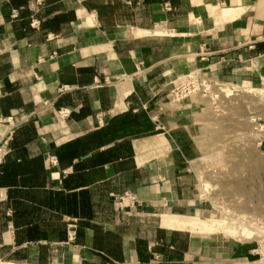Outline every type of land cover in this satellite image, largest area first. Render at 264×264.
I'll use <instances>...</instances> for the list:
<instances>
[{"label":"crops","instance_id":"1","mask_svg":"<svg viewBox=\"0 0 264 264\" xmlns=\"http://www.w3.org/2000/svg\"><path fill=\"white\" fill-rule=\"evenodd\" d=\"M35 11L0 0V117L18 124L0 264H259L254 241L166 221L220 213L200 189L213 111L171 91L194 73L264 91V0H44L37 29Z\"/></svg>","mask_w":264,"mask_h":264},{"label":"rangeland","instance_id":"2","mask_svg":"<svg viewBox=\"0 0 264 264\" xmlns=\"http://www.w3.org/2000/svg\"><path fill=\"white\" fill-rule=\"evenodd\" d=\"M223 87L232 88L234 94L219 93ZM249 89L253 90L239 85H213L206 98L213 111L205 134L211 148L200 172V189L202 195L204 191L209 193L208 199L220 212L217 219L209 221L224 222L220 226L215 223L219 230L212 233L225 234L243 227L252 230L255 235L248 241L255 242L264 235V149L253 141L251 118L264 121V92Z\"/></svg>","mask_w":264,"mask_h":264},{"label":"built area","instance_id":"3","mask_svg":"<svg viewBox=\"0 0 264 264\" xmlns=\"http://www.w3.org/2000/svg\"><path fill=\"white\" fill-rule=\"evenodd\" d=\"M36 2V11L34 15L31 17V27L37 29L41 26V20L37 17V14L41 11L44 0H35ZM168 8V7H167ZM213 87V82L204 79L200 74L194 73L187 77L186 81L176 86L171 91L170 101L173 104H180L185 99L190 96L200 95L203 97H208L210 95V91ZM69 111L62 110L59 112L62 118H67L69 116ZM98 126H104V118L102 115H98L97 117ZM252 124V138L257 147L264 149V121L257 117L251 118ZM0 125H8L11 129L7 135L2 139L0 143V167L4 163V160L9 153V143L11 141V136L13 134L14 128L18 125L16 120L13 117L2 118L0 117ZM50 164L55 165L56 159L53 157L50 159ZM207 194V195H206ZM209 193L204 191V195H202L203 199H208ZM115 200L122 206H135L138 205V200L135 196L131 194H124L122 196L116 197ZM76 234L74 231L69 232V242H73L75 240ZM257 244V248L255 250L256 255L258 256L259 264H264V235L260 240L255 241Z\"/></svg>","mask_w":264,"mask_h":264},{"label":"bare ground","instance_id":"4","mask_svg":"<svg viewBox=\"0 0 264 264\" xmlns=\"http://www.w3.org/2000/svg\"><path fill=\"white\" fill-rule=\"evenodd\" d=\"M220 90V92L219 93H225L226 95H228V96H232L233 94H234V90L232 89V88H230V87H226V88H220L219 89ZM253 91V90H252ZM252 91H248V92H252ZM256 91V90H255ZM263 93L264 91H258V93ZM256 93V92H255ZM214 97L216 98V97H218V96H216V95H214ZM204 188V187H203ZM212 191V190H211ZM208 193V192H207ZM230 214V213H229ZM232 215V214H231ZM245 217V216H244ZM245 219V218H244ZM167 224L169 225V227L170 228H172V226L175 228V227H177V228H181V229H184V230H186V229H189V230H192V231H201V232H205V233H212V231H218L219 229L218 228H216L215 227V221L214 222H212V221H209V220H202V219H196V218H191V219H187V218H167ZM219 222V221H218ZM243 222V221H242ZM245 222V221H244ZM248 222V221H247ZM222 223H224L223 221H222ZM222 223H218L219 224V226H220V224H222ZM234 223V222H233ZM164 224H166L165 223V221H164ZM217 224V223H216ZM218 224H217V226H218ZM227 224H228V222H227ZM235 224V223H234ZM238 224V223H237ZM242 224V223H241ZM226 225V224H225ZM249 226V225H248ZM253 226V225H252ZM225 227V226H224ZM240 227H241V225H240ZM218 229V230H217ZM226 229V228H225ZM227 229H228V227H227ZM248 229H250L249 227H248ZM222 230V229H221ZM220 230V231H221ZM255 230V229H254ZM224 231V230H223ZM226 231V230H225ZM256 231H257V229H256ZM222 232V231H221ZM257 233V232H256ZM261 233V232H260ZM259 233V234H260ZM226 235H231V237L233 238V239H237V240H240V241H248V240H253L252 238L254 237V235L255 234H253V232H252V230L250 231V230H245V229H243V227H242V229H240V230H230V231H228L227 233H225ZM228 235V236H229Z\"/></svg>","mask_w":264,"mask_h":264}]
</instances>
